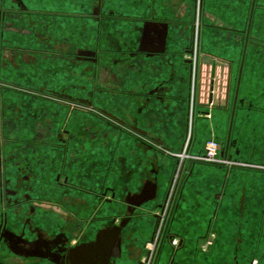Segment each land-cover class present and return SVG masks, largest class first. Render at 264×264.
<instances>
[{"label": "crops", "instance_id": "obj_1", "mask_svg": "<svg viewBox=\"0 0 264 264\" xmlns=\"http://www.w3.org/2000/svg\"><path fill=\"white\" fill-rule=\"evenodd\" d=\"M22 1L30 11L29 4L25 0ZM70 1L65 4L62 2L55 4L59 7L65 5V9L59 12L70 13L77 17H56V22L58 21L59 24L55 28L54 25H50L51 31L48 32L52 37L50 49H44L42 45L37 46L38 44L35 43L33 48L44 50V52H57L56 47L59 44L81 45L89 51H99L103 56L107 55L108 62L112 64L109 66L103 64L104 82H98L101 84L98 94L101 100L113 101L115 110L106 106L102 108L110 111L120 121L132 124L137 138L143 140V137H146V139L141 142L144 145H140L139 150L138 147L136 148L139 157L135 159L133 150H131L134 147L132 141H123V132L119 134L120 141L117 142L110 158L107 174L104 173L105 185L101 187L114 189L116 199L114 202H110L111 193L106 191L107 195L101 206L102 209L107 205L110 206L109 209H105V212H109L108 214H111L114 209L123 212L128 204V200L126 205L122 203L125 190L129 189L137 194L138 187L143 183L146 187L141 186V195L136 198L139 203L145 196L151 195L153 187H156L153 197L143 201L135 208L129 224L122 233L125 242L122 251L124 258H122L121 264H140L146 258L142 252H137V249L154 236L157 223L155 214H160L158 207L166 199L174 174L176 163L174 157H177L174 153H181L188 140L186 138H188L190 126L188 124L190 123L187 118L186 126L185 115L191 111V139L186 149V153H190L191 158L194 155H201L205 142L213 138L219 140L224 138V148L228 139L231 111L242 61L239 63L237 77L232 85L235 60L229 55L218 57L215 45L219 44L214 39L210 40L208 52L210 56L221 58L220 60L226 64L214 63L210 67L203 66V70L210 77L208 83L203 79L202 82L198 81L197 68L192 60H180L179 54L182 51L187 53L188 50L185 48L181 32H185L184 26L190 19L188 14H190L191 5L195 10L198 5L197 0H102L101 15L95 19L97 21L95 29L94 24L91 25V19L87 17L89 5L83 1L81 3ZM207 2L208 0L205 4ZM252 3L253 0L247 1L245 32H249V34L259 32L255 36L258 43H247L246 51L252 49V52L255 53L251 57V65L256 66L259 71H253L246 77L245 64L243 66L231 136L233 146L229 150L230 158L241 165L232 169H224L222 166L195 162L187 172L192 159L188 160L183 174L185 180L180 186L178 200L169 224L168 238L170 240L163 244L157 264H234V260L236 262L233 254L234 244L238 247L248 245V253L245 256L250 259V262L254 259L261 261L264 256V247H262L264 245L262 244L264 242V61H256L264 51L262 46L264 43V32H262L264 0L255 1L252 23L248 31ZM42 4L40 1H34L35 8L33 10L36 12L35 14L39 13L40 19H42L43 12ZM58 9H53L50 13L54 14ZM79 14L87 15L84 18L79 17ZM230 15L231 19L232 12ZM63 17L66 22H59ZM195 19L194 16L193 21ZM75 21L78 26H75ZM142 24L146 26V30L143 32L147 33H142V38L139 41L140 35L136 29L138 25ZM64 26L65 28H63ZM204 26L232 32L236 30L210 24ZM192 32H194V27ZM65 37H68L69 42L64 39ZM209 38L211 39V37ZM139 46L142 48L137 51L136 48ZM219 47L224 53H237V48L228 47L226 44ZM129 52H137V54L130 56ZM122 53L125 55L124 59H121L123 56L119 59L118 57ZM192 53L193 48L190 49L189 54ZM47 59L48 61L44 64L39 62L30 68L34 77V87L42 89L47 86L49 88L57 86L58 69L64 64H58L60 62L57 60ZM61 61L64 63L63 60ZM188 61L191 62L188 63ZM30 69L2 64L0 77L13 86L31 85L30 82H25L26 74L30 72ZM42 75L48 79L43 81ZM163 82L166 83L161 94L164 101L160 102L156 96L150 97L148 100L149 91ZM198 87L199 98L196 100L192 96L193 92H197ZM8 92L5 89L0 92V100L3 102L0 113V118L3 120V123L0 122V140L3 144H7L5 143L7 140L4 141L6 136L8 141L13 142L15 140L23 143L38 142L37 140L28 141L25 130L22 131L23 138L16 139L17 137L10 135L14 132L13 127L6 126L4 122L5 103L10 99H17L24 106L26 105V95L19 93L10 97ZM212 96L214 107L209 108L208 103ZM195 106L201 113L210 109L209 120L202 118L195 120ZM46 114L55 117L58 116V110L49 107ZM20 115L17 111V116ZM216 120L218 121L214 124ZM103 129L106 127L103 126ZM133 140L135 143L137 142L135 139ZM36 144L41 147L42 143L39 140ZM143 146L145 153L152 158L147 173L140 171L143 160L141 157L144 156ZM155 153H159L156 160L153 158ZM162 157H168L169 162H164ZM38 159L34 165L42 166V158ZM91 160L92 158L82 161V164L88 168L85 170L88 174L82 176L81 182H78L79 180L72 182L70 175L67 174L72 187L95 191L93 183L100 177L97 178L95 174H90L88 171L92 164ZM97 163L100 164V161ZM73 164L71 163L70 166L73 167ZM111 170L115 171V175H112ZM112 179L115 184L109 185L108 183ZM74 191L71 187L63 185L53 186L48 190L46 185H43L40 176L39 183H35L32 193L39 197L49 195L53 199H56L55 197L61 199L79 194ZM80 195L83 196L84 193L81 192ZM89 196H85L88 197L87 200L83 197V201L89 202ZM113 203L116 204L117 207L114 206L116 208L112 207ZM64 207L67 211H62V213L67 214L72 211L71 207L67 205ZM37 213L39 214L35 216V221L40 226L48 227L51 232L61 229L67 231L70 226V222L61 215L50 213L43 216L41 210H37ZM121 214L118 213V215ZM108 216L111 215H105V217ZM174 241H177L179 246ZM128 244V248L131 246L137 248L131 249L133 252L130 253L127 250Z\"/></svg>", "mask_w": 264, "mask_h": 264}, {"label": "rangeland", "instance_id": "obj_2", "mask_svg": "<svg viewBox=\"0 0 264 264\" xmlns=\"http://www.w3.org/2000/svg\"><path fill=\"white\" fill-rule=\"evenodd\" d=\"M27 4H29L30 11L26 13L25 15H20L19 10L17 9V5L13 4L12 2L10 3L5 2L4 4L1 3L2 1L0 0V10H2L5 5L8 8H11L10 16L7 18V24H6V29H5V36L7 42L4 44L9 45L10 50L4 49L2 51L0 47V64L6 66L10 65L15 68L17 67H26V68H32L35 64L37 65L39 62H46L48 61L47 58H50L49 60H57L60 63L58 64H64V66H61L58 69V78H57V88H60V91H70V93L82 97H92L95 99V103L99 107H107L112 110H115L114 102L111 100L105 101L101 100V97L99 96L98 88L101 86V84H98V82L102 83L104 82V63L109 66L112 65L108 62V57L107 55L99 53V51H96V53H93L96 58L100 55L102 59H100L101 62H94L91 59L84 60L78 53V50L76 46L73 47V52H71L72 55L66 56V52H62L63 50L65 51H70V47H67L65 44H59L56 49L58 50V53L55 54L58 55L54 59L55 56H51L50 53H43L41 55H35V54H29L24 52V48L28 49H34V40H35V35H37L38 42L43 45L42 47L44 49H50V34L48 32L51 31L50 25L53 26L54 28L58 23L56 22V17H61L64 15H58L56 16L55 14H52L53 9L59 8L56 12L64 14V12H59L63 9H65V5L59 7L57 4L58 2H62L63 4L71 2L70 0H36L37 2H42V19H40V15L35 14L33 8L34 6V1L35 0H25ZM85 2V4L89 5V14L92 13L94 6L96 4V0H74L75 3L79 2ZM198 5L197 8L194 10L193 5H191L190 8V14H188V17H190L189 21H187L186 25L184 26V31L181 32L183 34V38L185 41V48H188L190 50L193 48V53L189 54V52H181L180 55V60H192V63H194V66L197 68V77L198 81L202 82L201 80L203 79L205 82L208 83V80H210V77L207 72L203 70V66H208L212 64H226L223 60H220L221 58H215L213 56H210L209 54V44L210 40L214 39L217 44L216 46V53L218 57H223L228 56L232 59L235 60V68H234V74L232 75L233 80H232V85L235 82V79L237 77V71H238V66L239 63H241L242 59V54H243V49L246 44V38H247V32L246 31V8H247V1L248 0H208V2L205 4L206 0H197ZM57 3V4H55ZM71 6V5H70ZM69 8V7H68ZM192 12V13H191ZM231 12H232V18L231 17ZM191 15V16H190ZM77 17V15H74ZM195 16V21H193V17ZM50 17L54 18L51 19ZM192 17V20H191ZM91 19V25L93 26L94 24V29L96 26V20L93 19L91 16H89ZM61 20L59 22L65 23L64 17L60 18ZM76 19V18H75ZM261 23V22H260ZM264 23V22H262ZM75 26L76 21L74 22ZM205 24H210L214 25L217 27H226V28H235L236 30L234 32L232 31H225L221 29H211L207 28L204 25ZM59 27V26H58ZM143 24L140 26H137V33L140 35L139 41L142 38L141 35L142 33L146 34L147 32H143L146 30ZM194 27V32H192V28ZM65 28V26L63 27ZM34 29L37 31L34 32ZM42 29V30H41ZM42 31V32H41ZM1 32V31H0ZM53 32V31H52ZM264 32V24H263V30ZM71 34V32H69ZM163 34L165 32H162ZM259 32L250 33L248 36V42L250 44H256L258 43V40L255 38L256 35H258ZM162 35V34H161ZM211 37V39L209 38ZM208 40V42H207ZM41 41V42H40ZM264 41V37H263ZM216 44V43H215ZM227 45L228 47L232 48H237V53H224L223 50L219 46ZM39 46V45H38ZM262 46L264 48V43H262ZM15 48H21L20 49H15ZM53 48V47H52ZM54 49V48H53ZM22 51V52H21ZM98 53V54H97ZM255 54L252 52V49L247 50L245 52V57L243 61V66L245 64V76L247 77L249 74H251L253 71L257 72L259 71L256 66L251 65V57L252 55ZM49 55V56H48ZM127 55V54H126ZM124 57L125 55L122 54L118 58L120 59L121 57ZM47 57V58H46ZM259 59H257V62H263L264 61V51L261 52V55L258 56ZM224 59V58H222ZM64 63H62V61ZM104 60V61H103ZM34 64V65H33ZM224 66V65H223ZM261 67V66H259ZM28 74H26L27 80L25 82H30L31 85H26L23 86L24 88H29V87H34L33 82H34V77L33 74L31 73V69L29 70ZM207 71V70H206ZM199 73V75H198ZM43 81H46L48 78L45 77V75H42ZM68 83L69 86L71 87L69 89H64L66 86L65 84ZM10 86L12 84H9ZM15 87H1L0 85V92L2 89H5L6 92L10 94V97H13L14 94H21V89L18 88L17 85H14ZM56 87V86H54ZM103 88V87H102ZM109 88V86H108ZM49 87H43L40 92L43 94H48L47 90ZM104 89V88H103ZM102 89V91H103ZM110 89V88H109ZM8 90V91H7ZM233 88L230 91V96L232 94ZM26 92V105H22L21 101H17L14 99H10L9 102L6 101L5 103V111H4V122L5 125H10L13 127V132L14 134H10L12 136L17 137L16 139L23 138L22 131H26V138H28V141H38L40 140L41 148H39V145H37L34 142H19L18 140L13 141H8V138L6 136L4 137V141L7 144H3V147L5 148V154L7 158L9 159V162L12 163L9 173L13 175L12 177V182L15 183L16 181L18 182L19 179L17 178L18 175L17 173L20 174H25V173H30L31 170V179L29 182H33L34 179H38L41 176L42 183L43 185H46V188L49 190L50 187H59L57 183L55 182V176L60 173L63 174V177H65V174L70 175L72 182L78 181L81 182L80 179L82 176H85L87 173L86 165L84 166L81 161H85L89 158H92V164L89 166L90 169L88 170L90 174L93 173V171L98 172L97 168V162L100 161V168L99 170L100 173V178L97 179V181H94L93 184H95V191L101 189L103 185H105L104 181V173L107 174V170L109 167V161L110 158L113 155V152L115 150L116 143L120 141L119 139V134H120V129L118 126H115L111 122H106V129H103L102 123L103 119L99 116V114L94 113L92 111H87L82 108H74L75 110L71 111L70 108L72 107L66 106L63 103L56 102L52 100L50 97H46L44 95L41 96H33L29 94V92ZM223 92V91H221ZM23 93V92H22ZM38 93V91H36ZM34 94V92H33ZM40 97V98H39ZM193 98L195 97L196 100L199 98V87L197 88V92H193ZM230 98V97H229ZM232 98V96H231ZM100 99V100H98ZM194 103V101H193ZM3 102L0 100V108H2ZM56 108L58 110V116L51 117L47 116L46 112L48 111V108ZM210 108V107H209ZM23 109V111H21ZM25 109V110H24ZM36 109V110H34ZM17 111L19 114H21L19 117L17 116ZM71 111V113H70ZM204 111V110H203ZM191 111L185 115L186 118H188V138L186 139H191V120L192 117L190 116ZM210 114V109H208L207 112H199V109H196L195 106V120L199 119H206L209 120V117L207 114ZM218 120L214 121L217 122ZM0 122L3 123V120L0 118ZM187 126V119L184 121ZM111 124V125H110ZM67 127L72 134V145L70 146L71 148L69 149L68 152V162L65 165L64 164V153L62 156V152L59 149H56L55 147L53 148V151L51 150L52 148L50 147L49 143L55 142L56 139V133L59 132V130H62L63 128ZM250 127V125H249ZM101 131L106 133L105 138H101ZM248 131V129H247ZM249 132V131H248ZM247 132V133H248ZM123 134V141L129 142L132 141V146H134L131 150H133V156L135 159L139 157V154L136 152V148L139 150L140 145H144L141 142L143 140L139 138H131L128 134ZM8 136V135H7ZM29 136V137H28ZM40 136H42L40 138ZM52 137V138H51ZM30 138V139H29ZM52 139V140H51ZM137 141L136 143L134 140ZM212 140V139H210ZM213 140H216L219 143L220 148L223 147V144L225 142L224 138H221L220 140L217 138H213ZM209 141V140H208ZM205 142L206 143L208 142ZM134 143V144H133ZM204 145V148H205ZM52 146V145H51ZM128 146L130 147L129 143ZM1 147V143H0ZM225 147V146H224ZM129 149V148H128ZM141 149V148H140ZM144 156L141 157L142 163L140 165V171L142 170L144 173L148 172V167H149V162L152 160L149 154H146L144 146L142 147ZM204 153V149H203ZM202 153V154H203ZM159 153H155L153 155L154 160H156L157 156ZM190 153L186 157H180L179 153H174V155H177V159L180 160V163H184L185 167L187 166L188 160H190L191 156H189ZM37 156L42 157V166L41 165H34L36 163L35 159ZM195 156V155H194ZM193 156V157H194ZM197 156V155H196ZM199 156V155H198ZM27 157V161L23 160V158ZM171 157V156H170ZM95 158V159H94ZM164 162H169L168 157H162ZM193 159V158H191ZM22 160V170L20 171L18 167L14 166L15 161ZM159 160V159H158ZM176 160V159H175ZM54 162V163H53ZM39 163V162H38ZM52 163V164H49ZM74 163L71 167L70 164ZM238 164L241 165V163L238 162ZM30 166V167H29ZM35 166V167H34ZM217 166V165H216ZM224 169H232L238 167V165L234 166H222ZM115 170V169H114ZM111 170L112 175H115V171ZM141 171V172H142ZM98 178V177H97ZM22 182V181H20ZM33 183H31L32 185ZM109 185L115 184L113 182V179L109 181ZM76 185V184H75ZM141 186H144L143 183H141ZM141 186L138 187V193L136 194L135 192L133 193L132 190H125L123 194V204H127V200L132 198L136 199L141 195L140 189L142 188ZM12 187V186H11ZM31 188L33 186H30ZM47 193V192H46ZM86 196V195H85ZM84 195H73L69 197H64V198H59L55 197L56 199H60L61 202L66 206L71 207L72 213H74V217L78 220L79 219H87V218H92L94 215L98 216H105V215H112L115 214L117 215L118 213H122L121 215L126 214V209L123 212H119L117 209H114L111 214H108L109 212H105V209H109V205L104 207L100 212H96L97 208V200L93 196H89V202L83 201L84 199L88 197H85ZM15 198V197H13ZM43 200H47L45 195L42 196ZM28 208H26L25 212L26 215H29V210L30 208L34 207V204H30ZM43 205V204H42ZM116 206L115 203L112 204V207ZM117 207V206H116ZM114 207V208H116ZM20 210V208H16ZM52 208L50 207H41L42 214L43 216L47 214H58L65 217L66 214L64 213H57L54 212V210H51ZM1 210V208H0ZM32 216V214L30 215ZM133 215H131L132 217ZM130 217V219H131ZM90 218V219H91ZM45 219V218H44ZM103 228L101 230H104L106 234L112 233V229L110 228V220L108 218L105 219V222L100 224ZM128 230V229H127ZM126 230V231H127ZM125 231V232H126ZM264 233V230H263ZM125 240L123 239L122 235H120L119 240L117 242V249L115 252V261L114 264H121L122 258H124V254L122 253L123 251V243ZM264 244V242L262 243ZM150 243L148 244L149 247ZM129 244L127 245L128 248ZM131 246V245H130ZM133 247V246H131ZM129 247L127 250L132 253L133 251L131 249H136V248H131ZM264 247V245L262 246ZM145 250H146V244L142 245L140 248L138 247L137 252H142L143 256L145 255ZM136 253V252H135ZM134 253V254H135ZM248 253V245H241L238 247L237 245H233V254L234 258H236V262H239V264H250V259L247 258L245 255ZM262 257V255H261ZM234 260V264H236ZM260 264H264V256L261 258V261H259Z\"/></svg>", "mask_w": 264, "mask_h": 264}, {"label": "flooded vegetation", "instance_id": "obj_3", "mask_svg": "<svg viewBox=\"0 0 264 264\" xmlns=\"http://www.w3.org/2000/svg\"><path fill=\"white\" fill-rule=\"evenodd\" d=\"M1 3L5 2H12L13 4L17 5V9L19 10L20 15H25L28 13V10L23 3L22 0H1ZM102 0H96V4L94 6V9L91 14H79V17H89L91 16L93 19H98L101 15V6H102ZM3 9L0 10V47L2 51L4 49L10 50L9 45L4 44L7 42L6 36H5V27L7 24V18L10 16V10L11 8L6 7L3 5ZM29 14V13H28ZM56 16L58 15H64L66 17H73L74 15L70 13H54ZM42 30V29H41ZM37 30L34 29V32ZM42 32V31H41ZM77 33V32H76ZM34 43L37 45H41L38 42L37 35H35ZM64 39L69 42L68 37H65ZM37 45V46H38ZM43 46V45H42ZM75 46V44H74ZM73 45H68L67 47H70V51H62L66 52V58L73 52ZM43 48V47H42ZM76 48L78 50L79 55L83 56L82 58L84 60L91 59L92 61L101 62L100 55L98 58L93 53H96V51L87 50L86 48L81 47V45H76ZM142 47H137V49H141ZM20 49L21 48H15ZM39 50V51H36ZM42 51V52H41ZM139 51V50H137ZM22 52V51H21ZM25 53L29 54H35V55H41L43 53H50L51 56H55L57 52H51V51H45L40 49H34V50H28L27 48L24 49ZM187 52L190 53V50H187ZM70 54V55H69ZM98 54V53H97ZM123 54V53H122ZM121 54V55H122ZM137 52H129L130 56H135ZM128 55V54H127ZM49 56V55H48ZM56 55L55 57H57ZM121 59H124L122 57ZM0 67L2 65L0 64ZM58 83V82H57ZM0 85L1 87H15L13 85H9L5 81L2 80L0 77ZM66 86L64 89H69L71 86L68 85V83L65 84ZM69 86V88H68ZM62 87V86H61ZM52 87L47 90L48 94H43L40 92V88L37 87H29L24 88L22 85L18 86L19 89H21V93L26 95L27 91L29 94L33 96H41L44 95L46 97H50L52 100L56 102L63 103L66 106L72 107L70 108L71 111L75 110L74 108H82L87 111H92L94 113L99 114V116L103 119L102 126H106V122H111L115 126H118L120 129V133L124 132V134H128L131 138H136L137 134L133 129V125L129 123H125L119 120V118L115 117L110 111L107 109H104L102 107H99L96 105L94 99L90 96L88 97H82L78 95H74L70 93V91H60V88ZM166 87V83H161L157 87L153 88L149 91L147 99L150 100V97L156 96L160 102H163L164 99L161 96L162 92L164 91ZM16 88V87H15ZM73 87H71L72 89ZM62 89V88H61ZM3 90V89H2ZM38 91V93H36ZM34 92V94H33ZM40 98V97H39ZM70 111V113H71ZM1 113V108H0ZM187 119V118H186ZM106 121V122H105ZM111 125V124H110ZM101 133V138L106 137V133L103 131ZM0 137H1V126H0ZM72 132L67 129V127L63 128L62 130H59L58 133H56V139L55 142H50L49 145L52 148L55 147L56 149H60L65 155L64 157V164L66 165L68 162V152L72 145ZM146 137H143V141H145ZM1 147H0V264H102V260L104 259L103 256V249H104V241L107 239V244H110V251L108 253V259L110 264H114L115 261V252L117 249V242L119 240L120 235H122L123 230L127 227L130 221L131 215L135 212V206L134 204L138 203L137 199H128V204L126 207V214L125 215H111L108 217L105 216H96L94 215L91 219H79L78 220L73 216L74 213L68 212L65 215V219L70 222V226L68 227L67 231H55L51 232L48 227L40 226L39 223L35 221V216L39 213H37V210H41V207H50L51 210H54V212L62 213V211H67L64 207L65 205L63 202L60 201V199H53L49 195H45L47 200H43L42 197H39V195H33V189L35 187V183H39V180L34 179L33 182H29L31 179V173L33 170L30 171V173L20 174L17 173L19 181L13 183L12 177L13 175L9 173V169L12 165V163L9 162V159L7 158L5 154V148L3 147V142L0 140ZM38 143V142H36ZM117 144V143H116ZM52 145V146H51ZM41 148V147H39ZM42 158L40 156H37L35 161L37 162L39 159ZM23 160L27 161V158H23ZM175 168H174V174L173 178L171 179V184L166 196V199L163 204H161L158 207V210L160 214H155L156 219V227L154 231V236L151 240H149L146 243V250H145V260L141 262L140 264H157L158 259L161 254V249L163 244L167 241L168 238V230H169V224L172 218V213L174 211V207L177 203L178 197L177 193L180 190V183L181 180L180 177V165L177 164V160H175ZM22 160L15 161L14 166L18 167L21 171L22 169ZM82 162V161H81ZM98 172L93 171V174H95L97 177H100L99 170L100 164H97ZM85 166V165H84ZM30 167V166H29ZM86 169H88L86 167ZM56 183L57 185H63L66 187H71L74 189L75 193L81 194V192L84 193L86 196H93L97 200V205L95 208H97L96 212H100L102 209V204L106 198V193L110 192V202H114L115 198V192L112 188H101L97 191H87L86 189H78L72 187L73 185L70 184L69 176L65 174V177H63V174L58 173L56 175ZM22 181V182H20ZM31 183H33L31 185ZM71 185V186H70ZM12 186V187H11ZM30 186H33L32 188ZM108 189V190H106ZM107 191V192H106ZM15 197V198H13ZM34 204V207L30 208L29 215H26V208L31 206L30 204ZM43 204V205H42ZM20 208V212L18 213V209ZM42 211V210H41ZM32 214V216H30ZM18 215V216H17ZM38 216V215H37ZM108 218L110 220V228L112 229V233L106 234L104 230H101L103 227L100 226L102 223L105 222V219ZM124 222L123 226L122 223ZM121 226V232L118 236L115 237L116 233V227ZM46 228V229H45ZM48 229V230H47ZM164 237V241L162 242ZM106 243V242H105ZM152 247L148 248V244ZM149 245V246H150ZM179 246V244H177ZM84 247V252L76 257V258H69V256L72 255V252L75 251V249H80ZM97 249V252L94 250Z\"/></svg>", "mask_w": 264, "mask_h": 264}, {"label": "water", "instance_id": "obj_4", "mask_svg": "<svg viewBox=\"0 0 264 264\" xmlns=\"http://www.w3.org/2000/svg\"><path fill=\"white\" fill-rule=\"evenodd\" d=\"M255 1L256 0H253V3H252V10H251V15H250V19H249V23H248V31L250 30V27H251V23H252V17H253V10H254V7H255ZM248 36H249V32H247V38H246V44H245V48H244V53H243V57H242V66H241V69H240V73H239V76H238V81H237V87H236V91H235V97H234V104H233V108H232V111H231V117H230V125H229V132H228V139H227V142L225 144V147H224V150L222 151V156H225V157H230L229 156V150L230 148L233 146L232 142H231V136H232V130H233V124H234V119H235V113H236V108H237V103H238V96H239V88H240V84H241V77H242V70H243V61H244V57H245V52H246V47H247V42H248ZM191 61H188V63H190ZM176 158L177 160V164L180 165V178L182 177V175L184 174L185 172V164L182 162L180 163V160L177 159V157H174ZM195 162H199V163H207V162H202V161H198V160H195V159H192L188 168H187V172L190 171V169L192 168V165L195 163ZM207 164H210V163H207ZM211 165H214V164H211ZM185 180V177L183 175V178L179 181L180 183V186H182L183 182ZM155 190H156V187H153V190H152V194L151 195H148V196H145L142 201H140L139 203L137 204H134L135 207L139 206L141 203H143V201H147L148 199H151L153 197V195L155 194ZM180 192V190H179ZM179 192L177 193V197L179 196ZM124 222L122 223L121 226H123ZM121 226L120 227H116V233H115V237L118 236L121 232ZM167 240H170L169 238H167ZM164 241V237H163V240L162 242ZM106 242V243H105ZM110 244H107V239L104 241V249H103V256H104V259L102 260V264H110L109 262V259H108V253L110 251ZM95 252H97V249L94 250ZM84 252V247L80 248L79 250L78 249H75V251L72 252V255L68 257L69 258H76L78 256H80L82 253Z\"/></svg>", "mask_w": 264, "mask_h": 264}, {"label": "built area", "instance_id": "obj_5", "mask_svg": "<svg viewBox=\"0 0 264 264\" xmlns=\"http://www.w3.org/2000/svg\"><path fill=\"white\" fill-rule=\"evenodd\" d=\"M208 105L210 106V108L214 107L213 96L210 102L208 103ZM207 116L210 118L209 113L207 114ZM219 143L220 142L213 140V139L209 140L205 145L204 153L199 156H194L193 159L202 161V162H207V163L214 164V165L225 166V167L234 166L236 164L239 166L240 164H238V162L234 161L232 158L222 156L221 153L224 150V148L223 147L220 148ZM189 144H190V139L187 140L185 149L181 153H179L180 157L183 158L188 155L186 153L187 152L186 149L188 148ZM174 243L176 245L178 244L177 241H174ZM251 264H260V262L259 260L254 259L252 260Z\"/></svg>", "mask_w": 264, "mask_h": 264}, {"label": "trees", "instance_id": "obj_6", "mask_svg": "<svg viewBox=\"0 0 264 264\" xmlns=\"http://www.w3.org/2000/svg\"><path fill=\"white\" fill-rule=\"evenodd\" d=\"M217 166H219V165H217Z\"/></svg>", "mask_w": 264, "mask_h": 264}]
</instances>
